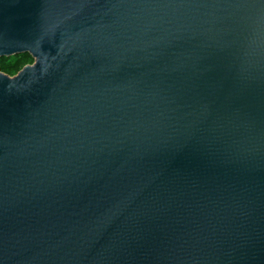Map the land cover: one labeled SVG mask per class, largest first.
Listing matches in <instances>:
<instances>
[{"label": "water", "instance_id": "obj_1", "mask_svg": "<svg viewBox=\"0 0 264 264\" xmlns=\"http://www.w3.org/2000/svg\"><path fill=\"white\" fill-rule=\"evenodd\" d=\"M0 264H264V0H0Z\"/></svg>", "mask_w": 264, "mask_h": 264}, {"label": "rangeland", "instance_id": "obj_2", "mask_svg": "<svg viewBox=\"0 0 264 264\" xmlns=\"http://www.w3.org/2000/svg\"><path fill=\"white\" fill-rule=\"evenodd\" d=\"M34 59L31 55L11 56L0 59V72L9 76H17L26 66L34 64Z\"/></svg>", "mask_w": 264, "mask_h": 264}, {"label": "trees", "instance_id": "obj_3", "mask_svg": "<svg viewBox=\"0 0 264 264\" xmlns=\"http://www.w3.org/2000/svg\"><path fill=\"white\" fill-rule=\"evenodd\" d=\"M23 55H30V54H21V55H16V56H20V57H21V56H23Z\"/></svg>", "mask_w": 264, "mask_h": 264}]
</instances>
